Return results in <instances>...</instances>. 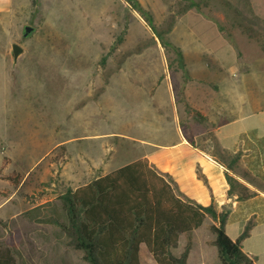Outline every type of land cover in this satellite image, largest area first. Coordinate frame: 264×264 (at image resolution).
<instances>
[{"label":"rangeland","instance_id":"1","mask_svg":"<svg viewBox=\"0 0 264 264\" xmlns=\"http://www.w3.org/2000/svg\"><path fill=\"white\" fill-rule=\"evenodd\" d=\"M133 1L141 10L132 0H0V199L7 198L0 246L12 248L17 264H89L57 225L24 213L57 205L68 188L138 158L145 147L137 140L172 141L173 92L182 128L204 130V117L182 94L188 74L176 48L192 75L221 63L218 74L236 76L242 93L259 84L264 90V53L232 8L219 0H195L198 8H188V0ZM232 3L251 18L245 0ZM249 4L264 19V0ZM26 25L33 27L27 36ZM14 42L24 49L17 59ZM223 47L230 53L220 62L213 52ZM4 175L12 179L1 180ZM211 221L181 234L171 251L180 255L189 237L187 264H219ZM140 262L157 264L144 243Z\"/></svg>","mask_w":264,"mask_h":264},{"label":"trees","instance_id":"2","mask_svg":"<svg viewBox=\"0 0 264 264\" xmlns=\"http://www.w3.org/2000/svg\"><path fill=\"white\" fill-rule=\"evenodd\" d=\"M219 1L233 9L245 33L264 53V19L252 11L249 0H245L251 14L247 20L232 0ZM132 3L141 10L135 1ZM187 7L198 8L199 2L188 0ZM144 17L161 43L168 44L156 31L152 16L144 13ZM176 51L187 73L182 52L178 48ZM211 144L212 156L225 166L228 196L237 194L240 199L253 196L256 191L235 175L239 172L253 182L239 165L240 153L231 154L215 142ZM199 175L207 182L202 173ZM46 206L36 205L26 214L30 219L57 225L70 244L83 252V259L89 264H141L142 243L157 264H187L191 238L188 237L180 255H175L171 248L178 245L181 234H190L202 226L207 217L212 220L209 230L214 235L212 244L216 247L219 264H255V257L242 249V240L249 235L251 222L238 238L232 239L226 231L227 207L218 212L213 204L203 205L189 198L170 175L158 171L146 156L120 165L86 184L68 188L59 196L57 205ZM0 264H17L11 247L0 246Z\"/></svg>","mask_w":264,"mask_h":264},{"label":"crops","instance_id":"3","mask_svg":"<svg viewBox=\"0 0 264 264\" xmlns=\"http://www.w3.org/2000/svg\"><path fill=\"white\" fill-rule=\"evenodd\" d=\"M4 8L7 10L9 7ZM210 49L209 51H213ZM213 53L216 60L221 62L230 52L227 47H223ZM182 55L185 54L182 52ZM208 55L212 56V52ZM207 66L208 69L195 76L190 74L186 65L188 78L182 87V94L188 105L204 117V130L191 134L182 128L174 112L178 106L173 92L168 105L172 109V128L177 135L165 144L151 143L145 138L137 140L145 147L144 153L139 157L146 156L158 171L170 175L189 198L203 205L213 204L218 212L227 207L229 214L226 231L232 239L238 238L246 224L251 222L249 235L242 240V249L255 257V264H264V90L259 84L258 88H253L252 85L242 93L238 90L239 79L236 76L227 72L218 74L221 63L216 68ZM120 70L123 73L124 69ZM220 79L227 81L226 86ZM241 79L249 82L253 80L251 84L255 85L262 83L256 76L245 75ZM151 106H156V103H149L148 107ZM155 111L153 109L152 112ZM213 142L228 153H240L239 165L250 175L253 182L239 172L235 175L256 191L253 196L247 199H240L237 194L228 196L229 184L224 174L225 166L212 156ZM58 144L56 142L47 152ZM2 165L3 162L0 161V167ZM199 173L206 177L207 182ZM10 177L4 175L1 180L8 181ZM6 200L7 198L0 199V208ZM26 212L24 214L29 218Z\"/></svg>","mask_w":264,"mask_h":264},{"label":"water","instance_id":"4","mask_svg":"<svg viewBox=\"0 0 264 264\" xmlns=\"http://www.w3.org/2000/svg\"><path fill=\"white\" fill-rule=\"evenodd\" d=\"M32 31H33V27L30 25H26L24 28V35L27 36ZM11 48H12V54H13L14 59H17L19 55L24 51L23 47L19 43H16V42L12 43Z\"/></svg>","mask_w":264,"mask_h":264}]
</instances>
